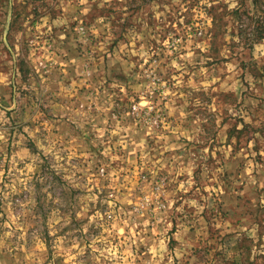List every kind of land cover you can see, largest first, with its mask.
I'll return each instance as SVG.
<instances>
[{"label":"rangeland","instance_id":"374dc122","mask_svg":"<svg viewBox=\"0 0 264 264\" xmlns=\"http://www.w3.org/2000/svg\"><path fill=\"white\" fill-rule=\"evenodd\" d=\"M0 264H264V0H0Z\"/></svg>","mask_w":264,"mask_h":264}]
</instances>
